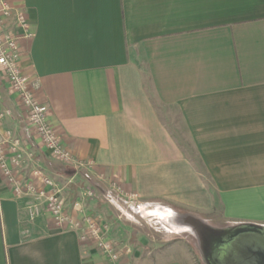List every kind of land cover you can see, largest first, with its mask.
Returning <instances> with one entry per match:
<instances>
[{"label": "crops", "instance_id": "crops-1", "mask_svg": "<svg viewBox=\"0 0 264 264\" xmlns=\"http://www.w3.org/2000/svg\"><path fill=\"white\" fill-rule=\"evenodd\" d=\"M6 1L30 25L32 38L19 36L22 73L64 146L91 167L49 156L1 72L0 136L11 132L34 154L69 215L81 219L74 205L87 189L99 198L84 203L125 200L115 184L134 203L206 224L220 215L264 227V0ZM160 106L177 110L193 156ZM29 203L0 170V264H187L138 250L112 262L46 211L31 221Z\"/></svg>", "mask_w": 264, "mask_h": 264}, {"label": "built area", "instance_id": "built-area-1", "mask_svg": "<svg viewBox=\"0 0 264 264\" xmlns=\"http://www.w3.org/2000/svg\"><path fill=\"white\" fill-rule=\"evenodd\" d=\"M20 34L26 39L32 38L27 17L22 13H15L6 0H0V72L10 92L17 97L24 109L28 127L53 160L79 169L91 167V163L78 161L64 146L61 137L48 120V107L36 97L37 84L22 73ZM3 117L4 114H0V119ZM22 146L21 140L15 138L11 132L0 136V170L16 197H29L27 212L31 221L46 211L58 228L70 226L78 230L81 243L92 245L110 261L118 262L124 256L132 254L129 245L120 246L111 236L108 225L100 223L85 210L86 200L99 198L95 190L87 189L83 199L75 203L74 210L82 215L80 220H75L67 212L63 188L42 169L34 166V154L24 150ZM113 190L128 202L137 200L136 195L124 196L115 184Z\"/></svg>", "mask_w": 264, "mask_h": 264}, {"label": "rangeland", "instance_id": "rangeland-1", "mask_svg": "<svg viewBox=\"0 0 264 264\" xmlns=\"http://www.w3.org/2000/svg\"><path fill=\"white\" fill-rule=\"evenodd\" d=\"M159 109L164 124L189 156H193V149L188 142L177 110L167 106H160ZM115 197L111 199L115 201L113 204L101 201L102 199L99 203L84 204L85 210L87 208L93 210L90 214L94 219L110 227L111 236L121 244L120 246L127 244L132 248V253L133 250H138L148 258L156 259L160 254H171L183 258L187 264H206L199 240L187 226V222H191V219L203 221L202 218L176 208L139 201L126 202ZM220 219V215L208 219L207 225L217 229L232 226L226 225V222H221ZM220 224L222 227L219 226ZM142 238L146 239L143 244Z\"/></svg>", "mask_w": 264, "mask_h": 264}, {"label": "water", "instance_id": "water-1", "mask_svg": "<svg viewBox=\"0 0 264 264\" xmlns=\"http://www.w3.org/2000/svg\"><path fill=\"white\" fill-rule=\"evenodd\" d=\"M198 230L206 264H264V227L236 225L217 229L191 219Z\"/></svg>", "mask_w": 264, "mask_h": 264}, {"label": "bare ground", "instance_id": "bare-ground-1", "mask_svg": "<svg viewBox=\"0 0 264 264\" xmlns=\"http://www.w3.org/2000/svg\"><path fill=\"white\" fill-rule=\"evenodd\" d=\"M188 223V228L193 232V234L197 237V239L199 240V233L197 228L195 227V225L193 224V222H187Z\"/></svg>", "mask_w": 264, "mask_h": 264}, {"label": "trees", "instance_id": "trees-1", "mask_svg": "<svg viewBox=\"0 0 264 264\" xmlns=\"http://www.w3.org/2000/svg\"><path fill=\"white\" fill-rule=\"evenodd\" d=\"M167 206H168L169 208H172V209L174 208V207H173V206H171V205H167Z\"/></svg>", "mask_w": 264, "mask_h": 264}]
</instances>
